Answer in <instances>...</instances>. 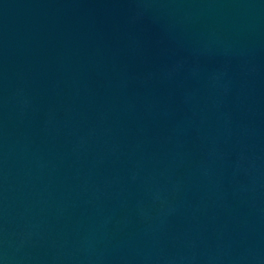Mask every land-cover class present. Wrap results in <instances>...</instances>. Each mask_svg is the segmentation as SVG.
I'll list each match as a JSON object with an SVG mask.
<instances>
[{
  "label": "water",
  "instance_id": "water-1",
  "mask_svg": "<svg viewBox=\"0 0 264 264\" xmlns=\"http://www.w3.org/2000/svg\"><path fill=\"white\" fill-rule=\"evenodd\" d=\"M0 264H264V0H0Z\"/></svg>",
  "mask_w": 264,
  "mask_h": 264
}]
</instances>
